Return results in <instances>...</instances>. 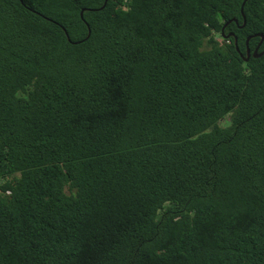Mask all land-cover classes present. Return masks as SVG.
<instances>
[{
    "label": "trees",
    "instance_id": "1",
    "mask_svg": "<svg viewBox=\"0 0 264 264\" xmlns=\"http://www.w3.org/2000/svg\"><path fill=\"white\" fill-rule=\"evenodd\" d=\"M257 48L264 0H0V264H264Z\"/></svg>",
    "mask_w": 264,
    "mask_h": 264
},
{
    "label": "water",
    "instance_id": "2",
    "mask_svg": "<svg viewBox=\"0 0 264 264\" xmlns=\"http://www.w3.org/2000/svg\"><path fill=\"white\" fill-rule=\"evenodd\" d=\"M105 4H106V3H105ZM243 7H244V4L242 5V9H241L242 14H243ZM102 9H103V8H102ZM229 37H230V36H226V38H229ZM260 37H261V39H263V36H262V35H261ZM263 54H264V51L258 54V48H257L252 54L250 53L249 50H247L246 57L243 58V60H244L245 62H248L249 59H250V57H252V58H259V57H261Z\"/></svg>",
    "mask_w": 264,
    "mask_h": 264
}]
</instances>
